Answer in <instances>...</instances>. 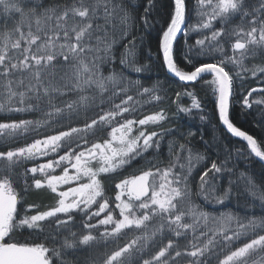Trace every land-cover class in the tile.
<instances>
[{
  "label": "snow or ice",
  "instance_id": "obj_1",
  "mask_svg": "<svg viewBox=\"0 0 264 264\" xmlns=\"http://www.w3.org/2000/svg\"><path fill=\"white\" fill-rule=\"evenodd\" d=\"M135 8L134 0H0V264H80L67 259L80 251L89 253L85 264H264V171L258 180L241 173L251 198L244 207L260 209L241 216L226 202L236 181L229 178V188L218 193L223 175L233 173L232 149L225 148L222 160L217 155L210 166L205 163L194 184L193 170L207 155L185 143L177 151L176 140H169L165 161L161 141L177 130L147 129L193 109L200 111L201 121H209L194 90L202 81L201 91L212 98L213 117L246 142V149H234L236 157L254 156L264 168V140L231 118L235 105L241 114L253 104L264 106V87L247 94L234 88L237 80L243 87L249 73L264 85V60L245 64L264 58V0L258 5L198 0V26L207 32L186 48H177L176 42L178 34L187 37L192 31L183 27L191 11L188 0H145L139 21L157 31L156 59L193 90L176 93L171 116L162 110L140 119L130 118L137 112L133 89L141 101L162 98L130 75L150 73L153 67L150 44L146 62L139 59L143 41L137 44L132 32ZM154 11L163 13L158 29ZM117 43L123 49L119 56ZM108 66L111 72L105 75ZM184 96L190 107L180 105ZM30 114L40 118H25ZM42 125L53 133L27 143L28 134ZM185 150L187 164L182 162ZM102 174L116 178L114 198ZM21 181L18 195L15 185ZM33 190L54 194L55 202L25 204ZM193 196L222 207L208 211ZM24 230L42 242L13 239Z\"/></svg>",
  "mask_w": 264,
  "mask_h": 264
},
{
  "label": "trees",
  "instance_id": "obj_2",
  "mask_svg": "<svg viewBox=\"0 0 264 264\" xmlns=\"http://www.w3.org/2000/svg\"><path fill=\"white\" fill-rule=\"evenodd\" d=\"M162 2L166 3V0H162ZM198 0H188L189 9L191 10L186 17V24L184 28H188L189 26L192 27V31L185 37L181 34L176 42L177 48H186L188 44H194L197 38H203V34L207 32V30H203V32L199 29L198 20L199 17L196 14V6ZM259 0H250V3H256L258 5ZM136 4V8L133 11V14L137 18V27L132 29L133 34L137 36V44L140 41H143V56H140V62L145 63V58L149 55L148 47L149 44L152 48V71L150 73H143V74H136L131 73L133 79H141V82L145 86L154 87L153 95L160 96L162 99L160 101L150 100L148 97H144L141 101L140 96L135 95V89H133V94L135 96L134 102L137 104V112L134 114L133 117L130 118H144L145 115H152L162 110H167L168 116H171L173 112L176 110V104L174 101L177 100L176 93L178 91H185L193 90L192 85L183 84L173 77L169 76L162 65V59L157 60L155 56L156 52V36L157 31L143 28L142 23L139 21V17L143 15L144 11V3L145 0H134ZM151 17H154L156 20V28L163 26L162 18L163 13L161 12L160 15H156L154 11L151 14ZM216 22H214L215 24ZM239 23V19L233 21L232 25H229V29ZM218 26V25H216ZM143 29V30H141ZM119 31V30H117ZM150 33V35H149ZM119 40V36L117 35V41ZM234 42V40H233ZM116 47L119 49L116 55L119 56V52L123 49L119 48V43H117ZM226 53L227 55H231V45L230 43L226 44ZM219 55V53L217 54ZM179 59V58H178ZM264 58L257 56L256 58H249L245 61V64L249 67L253 66V64H261ZM181 66L186 67L187 65L184 63L183 60L179 61ZM116 71H119V65H117ZM111 72V67L108 66V72L105 75ZM206 79H210V77H206ZM203 82H198L195 84L194 90L198 93V98L203 102V111L210 118L209 121H201L200 111L193 109L190 113L185 114L183 112L179 113V115L173 119H166L165 121H160L156 125H148L147 129L149 131H161V125L163 129H176L177 131L174 133L173 136H166L161 141V152L162 156L161 159L167 161L169 152H168V141L169 140H176V149L179 151V144L185 143L191 146L194 151H197L201 154H206L208 159L204 162H199L196 164V167L193 170L194 181L193 183L198 180V173L204 170V164L207 163L209 166L212 160L219 158L222 160L224 158L225 148L233 150L232 158L230 161V167L233 168V173H225L223 178L219 181L218 185V193L222 194L225 190L229 188V178L236 181L235 184L232 185L230 193H229V200L226 201L229 203L230 209L234 212H237L239 215L244 216L245 214H251L255 211L259 214L260 209L259 207L256 208H245V204L251 203V198L249 197L248 193L245 190V183L246 179L241 178V173H245V177L247 175H254L255 178L258 180L264 168H262L261 163L250 157V159L246 160L244 158H237L234 149L235 148H243L246 149L245 143L230 134H228L221 126L218 121V117H213L212 112V98L210 94L205 96L204 93L201 91V84ZM258 88L264 87L261 85L258 80L252 79L250 73L248 74V79L244 82L243 87H241V83L239 80L235 83V92L240 94L244 92L247 94V91H250L251 88ZM253 98H258L256 93H253ZM119 103V99L116 101ZM179 103L182 107H190L191 100L187 97H181ZM250 112V114H249ZM264 112V106H258L253 104L250 110H245L243 114H241L240 105H235L231 109V118L234 124L241 128L242 130L246 131L249 134H252L254 138L258 140H264V115L261 113ZM4 118V114H0V120ZM25 118L29 119H39L38 114H30ZM42 126L35 131H32L28 134L27 143H30L32 138H42L41 133ZM135 131V129H134ZM32 134V135H31ZM191 134V135H189ZM32 137H30V136ZM207 142V146L206 143ZM25 141L20 142V146H23ZM187 150L184 151L183 160L182 162L187 164ZM175 159V157H173ZM129 172L132 171L131 169L128 170ZM128 172H125L123 175H127ZM122 178V177H121ZM114 179L116 178H108L106 181V188L107 191L112 194L114 197ZM17 194L19 195L22 192L23 182L15 185ZM35 192V190L27 193L25 195L24 203L31 204L33 202H38V200H34L31 194ZM40 193H35L33 195L40 196ZM192 199L203 206L206 210L211 211L213 208H221V205H217L215 203H205L202 196H193ZM258 203V202H257ZM41 204V203H40ZM19 207V205H18ZM114 207V205H113ZM14 240L18 241L19 243H26L29 245H33L35 243L42 242V237L30 235L28 230H24L23 232H17L14 237ZM86 255V256H85ZM89 253L85 251H80L75 254L69 253L67 259L73 260L77 259L80 261V264H85Z\"/></svg>",
  "mask_w": 264,
  "mask_h": 264
},
{
  "label": "flooded vegetation",
  "instance_id": "obj_3",
  "mask_svg": "<svg viewBox=\"0 0 264 264\" xmlns=\"http://www.w3.org/2000/svg\"><path fill=\"white\" fill-rule=\"evenodd\" d=\"M41 133H42V138H43V136L46 135V134H52L53 133V129L52 128H48L46 125H42ZM30 137H32V136H30ZM32 140H33V138H32ZM32 140H31V142H32ZM58 173H59V170H58ZM101 178H102V180H103V182H104V184L106 186V182H107L106 180L109 177H107V174H102ZM62 188H63V190H67V186H62ZM35 193H40L39 195H41V198H43V202L41 203L42 205L53 204L55 202L54 199H53L54 194H51L50 192H45V191L37 192V191H35L33 194H35ZM107 194L109 196L113 197L112 194L110 192H108V191H107ZM95 219H97V218H94V221H95ZM75 229L77 231L80 230L79 217L76 220Z\"/></svg>",
  "mask_w": 264,
  "mask_h": 264
},
{
  "label": "rangeland",
  "instance_id": "obj_4",
  "mask_svg": "<svg viewBox=\"0 0 264 264\" xmlns=\"http://www.w3.org/2000/svg\"><path fill=\"white\" fill-rule=\"evenodd\" d=\"M86 182V181H85ZM159 183V177H157V184ZM34 193V192H33ZM33 193L31 194L34 198H32V199H34V200H38L40 203H42L43 202V198H40V196H35V195H33ZM118 214V213H117ZM76 230V229H75ZM166 238H167V234L165 235V242H166ZM158 239V241H159V237L157 238ZM86 252V251H85ZM86 253H88V252H86ZM86 256V255H85Z\"/></svg>",
  "mask_w": 264,
  "mask_h": 264
},
{
  "label": "water",
  "instance_id": "obj_5",
  "mask_svg": "<svg viewBox=\"0 0 264 264\" xmlns=\"http://www.w3.org/2000/svg\"><path fill=\"white\" fill-rule=\"evenodd\" d=\"M185 24H186V22H185ZM183 27H185V25L183 26ZM181 34H178V38H179V36H180ZM165 70H166V68H165ZM166 72H167V70H166ZM167 74L168 75H170L171 77H173L174 79H176L177 81H179L178 80V78H176V77H174V76H172L171 74H169L168 72H167ZM207 77V76H206ZM180 82V81H179ZM181 83H183V82H181ZM184 84V83H183ZM222 126V125H221ZM222 128L226 131V129L222 126ZM242 130V129H241ZM227 132V131H226ZM228 133V132H227ZM228 134H230V133H228ZM231 135V134H230ZM236 138V137H235ZM239 139V138H238ZM244 142V141H243ZM245 143V145H246V142H244ZM254 159H256L257 161H259L258 160V158H255L254 156H252ZM261 163V162H260Z\"/></svg>",
  "mask_w": 264,
  "mask_h": 264
},
{
  "label": "bare ground",
  "instance_id": "obj_6",
  "mask_svg": "<svg viewBox=\"0 0 264 264\" xmlns=\"http://www.w3.org/2000/svg\"><path fill=\"white\" fill-rule=\"evenodd\" d=\"M170 76V75H169Z\"/></svg>",
  "mask_w": 264,
  "mask_h": 264
}]
</instances>
